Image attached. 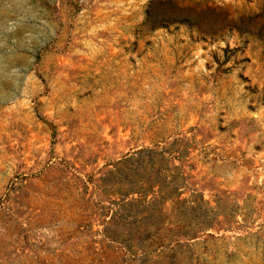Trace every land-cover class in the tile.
Masks as SVG:
<instances>
[{
	"label": "rangeland",
	"instance_id": "1",
	"mask_svg": "<svg viewBox=\"0 0 264 264\" xmlns=\"http://www.w3.org/2000/svg\"><path fill=\"white\" fill-rule=\"evenodd\" d=\"M0 264H264V0H0Z\"/></svg>",
	"mask_w": 264,
	"mask_h": 264
},
{
	"label": "trees",
	"instance_id": "2",
	"mask_svg": "<svg viewBox=\"0 0 264 264\" xmlns=\"http://www.w3.org/2000/svg\"><path fill=\"white\" fill-rule=\"evenodd\" d=\"M147 247H144V245H139V250H141L142 252L146 251Z\"/></svg>",
	"mask_w": 264,
	"mask_h": 264
}]
</instances>
